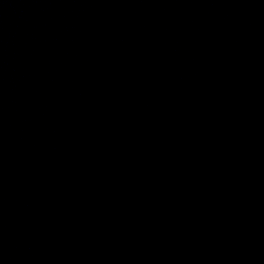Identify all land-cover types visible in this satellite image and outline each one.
<instances>
[{
    "label": "water",
    "instance_id": "obj_1",
    "mask_svg": "<svg viewBox=\"0 0 264 264\" xmlns=\"http://www.w3.org/2000/svg\"><path fill=\"white\" fill-rule=\"evenodd\" d=\"M0 264H264V0H0Z\"/></svg>",
    "mask_w": 264,
    "mask_h": 264
}]
</instances>
